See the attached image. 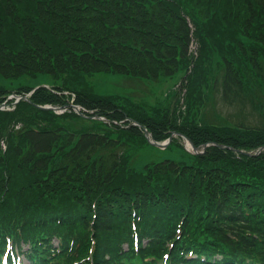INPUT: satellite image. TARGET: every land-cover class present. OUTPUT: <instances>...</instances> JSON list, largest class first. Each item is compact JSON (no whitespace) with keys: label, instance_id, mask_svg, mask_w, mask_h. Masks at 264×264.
<instances>
[{"label":"trees","instance_id":"16d2710c","mask_svg":"<svg viewBox=\"0 0 264 264\" xmlns=\"http://www.w3.org/2000/svg\"><path fill=\"white\" fill-rule=\"evenodd\" d=\"M263 59L264 0H0V103L11 91L28 92L44 80L51 86L40 85L14 110L0 109L1 233L21 222L22 231L43 225L65 232L96 264H155L145 258L165 248L175 264L189 263L192 250L220 253L224 264H264V152L240 151L264 146V128L195 121L214 67L227 69L223 88L236 97L245 92L243 70L262 68ZM99 69L183 74L189 108L151 115L131 98L100 95L87 78ZM64 90L113 120L134 117L159 140L176 129L197 146L240 150L212 144L138 170L123 148L146 142L139 127H68L65 118H82L37 106L66 104ZM135 230L148 244L131 257L123 244Z\"/></svg>","mask_w":264,"mask_h":264},{"label":"rangeland","instance_id":"374dc122","mask_svg":"<svg viewBox=\"0 0 264 264\" xmlns=\"http://www.w3.org/2000/svg\"><path fill=\"white\" fill-rule=\"evenodd\" d=\"M264 61V59H263ZM262 68L255 67L251 73L243 70L245 77L244 95L229 97L225 92L224 77L227 69L222 66L214 67L209 73L208 87L206 92V108L203 113L197 110L196 119L204 116L205 120L217 125H248L255 128H264V63ZM180 75L172 78L150 77L148 79L132 77L120 73L99 72L92 77V84L103 94L120 93L132 98L152 112L157 109L172 111L177 105L178 96L175 88L180 85ZM210 88V90H209ZM204 90V89H203ZM176 91V90H175ZM205 114V115H204ZM192 117V116H191ZM87 123V122H86ZM84 123V125L86 124ZM133 164L141 168L146 161L151 159H163L164 157L182 154V149L173 144L170 149H157L146 147L132 152Z\"/></svg>","mask_w":264,"mask_h":264}]
</instances>
